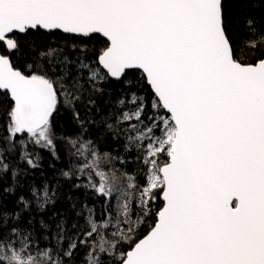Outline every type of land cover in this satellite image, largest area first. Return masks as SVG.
Instances as JSON below:
<instances>
[{"label": "snow or ice", "instance_id": "1", "mask_svg": "<svg viewBox=\"0 0 264 264\" xmlns=\"http://www.w3.org/2000/svg\"><path fill=\"white\" fill-rule=\"evenodd\" d=\"M255 2L0 0V264H264Z\"/></svg>", "mask_w": 264, "mask_h": 264}, {"label": "trees", "instance_id": "2", "mask_svg": "<svg viewBox=\"0 0 264 264\" xmlns=\"http://www.w3.org/2000/svg\"><path fill=\"white\" fill-rule=\"evenodd\" d=\"M255 6L257 8L259 7L258 0H256ZM49 42L52 43V44H60V45H63L65 43H68L66 41L61 40L59 38V35L58 36L51 37L50 40H49ZM87 47H88L89 50H93V49L99 47V44H98L97 40L94 39V40H92L91 42L88 43ZM129 80L132 81V83L134 85L136 84V79H134L133 77L130 76L129 77ZM44 164H45L44 171L47 172V173H49V179H51V171L52 170L47 167L48 161L45 160L44 161ZM105 170H107V168H105ZM80 196H81V199H83V197H84L83 191L80 193ZM157 203L160 204V205H162V201H158ZM89 205L91 206V202H89ZM98 217H99V206L97 205L96 206V217H94V218H97V222L100 223L101 221L98 219Z\"/></svg>", "mask_w": 264, "mask_h": 264}]
</instances>
